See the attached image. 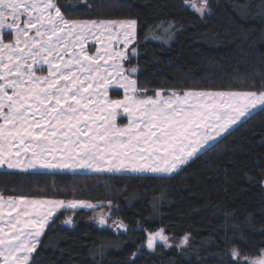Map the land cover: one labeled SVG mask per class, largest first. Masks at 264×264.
<instances>
[{
  "label": "snow or ice",
  "instance_id": "6c2138e0",
  "mask_svg": "<svg viewBox=\"0 0 264 264\" xmlns=\"http://www.w3.org/2000/svg\"><path fill=\"white\" fill-rule=\"evenodd\" d=\"M184 3L201 17L212 10L209 0ZM258 7L264 14V0ZM250 8L242 5V14H250ZM138 27L136 18H67L58 0H0V169L168 177L246 122L254 110L264 109V90L161 88L148 94L135 78L137 67L125 65L138 55L135 47L129 48ZM177 27L175 21H161L148 32L168 44ZM5 30L11 39L5 40ZM114 89L121 90L118 98L111 95ZM124 114L127 120L121 122ZM161 199L163 193L152 206ZM101 206L83 199L0 192V264H31L61 210L75 214ZM93 219L101 227L128 230L122 220L109 225L103 213ZM62 223L72 225L73 216ZM170 241L164 227L146 233L149 250L158 244L170 248ZM189 242L190 233L177 247ZM106 245L102 242L90 253L103 258ZM240 255L231 249L232 258ZM243 260L264 264V249Z\"/></svg>",
  "mask_w": 264,
  "mask_h": 264
},
{
  "label": "trees",
  "instance_id": "16d2710c",
  "mask_svg": "<svg viewBox=\"0 0 264 264\" xmlns=\"http://www.w3.org/2000/svg\"><path fill=\"white\" fill-rule=\"evenodd\" d=\"M260 2L209 0L212 10L201 17L184 0H58L72 19H138L131 46L138 55L125 63L137 67L135 77L148 94L161 88L264 90ZM245 4L248 15L241 12ZM169 20L178 26L170 43L147 38L149 28ZM262 173L264 109H258L172 176L0 169V192L91 200L128 225L116 231L92 221L95 209L61 210L31 264H249L243 257L264 249ZM68 216L72 225L62 223ZM160 227L174 237L190 233L198 251L162 244L147 249V231ZM102 242L104 256L94 258L90 249ZM233 247L240 257H231Z\"/></svg>",
  "mask_w": 264,
  "mask_h": 264
},
{
  "label": "rangeland",
  "instance_id": "374dc122",
  "mask_svg": "<svg viewBox=\"0 0 264 264\" xmlns=\"http://www.w3.org/2000/svg\"><path fill=\"white\" fill-rule=\"evenodd\" d=\"M196 2H197V4H199L200 2H201V0H196ZM191 7V6H190ZM191 9H193V8H191ZM194 10V9H193ZM210 12H206L204 15H206V14H209ZM66 16V15H65ZM68 18V17H67ZM107 19H115V18H107ZM119 19H124V18H119ZM126 19H131V18H126ZM87 20V19H86ZM10 22V21H9ZM162 32V29L160 30V28H158V30L156 31V34H160ZM5 40H9V39H11V33L10 32H8L7 30H5ZM147 38H149V39H153L152 38V35H151V33H149L148 32V34H147ZM155 40V39H154ZM133 44H131V45H129V48H131V46H132ZM114 47H115V45H114ZM120 47H123V45H120ZM88 50H89V53L91 54V53H93L94 51H95V49H94V47H92V43L90 42L89 43V45H88ZM125 65H126V63H125ZM126 67H128L127 65H126ZM136 78V77H135ZM196 90H199V89H196ZM111 95H112V97L113 98H118L120 95H121V90H119V89H114L112 92H111ZM259 109V108H258ZM258 109H256V110H258ZM256 110H254V112L256 111ZM121 122H126V120H127V114H124V115H122L121 116ZM235 127V126H234ZM219 139V138H218ZM184 166V165H183ZM182 166V167H183ZM8 170V169H7ZM36 170H45V169H36ZM48 171H60V170H48ZM64 171H68V170H64ZM71 172V171H70ZM77 172H89V171H77ZM123 174H133V173H123ZM39 198V197H38ZM53 199H64V198H53ZM64 200H70V199H64ZM91 201V200H90ZM94 204H101V203H98V202H94V201H92ZM97 213H103L105 216H106V218L108 219V224L109 225H111L112 223H113V221H116V220H120L119 218H117V217H115L112 213H111V209L110 208H96L95 210H94V215L92 216V221L94 222V223H96L95 222V220L93 219V217L97 214ZM166 234H168L167 232H166ZM169 236H170V238H171V244L172 245H175V246H177V244L179 243V240L182 238V237H174V236H172V235H170V234H168ZM159 245V244H158ZM157 245V246H158ZM145 246H146V243H145ZM147 248V247H146ZM181 249H184V250H190V251H198V246L195 244V243H193L192 242V240L190 239V242H189V244L188 245H186V246H184L183 248H181ZM256 256H258V255H256ZM255 257V256H254Z\"/></svg>",
  "mask_w": 264,
  "mask_h": 264
},
{
  "label": "water",
  "instance_id": "95a60500",
  "mask_svg": "<svg viewBox=\"0 0 264 264\" xmlns=\"http://www.w3.org/2000/svg\"><path fill=\"white\" fill-rule=\"evenodd\" d=\"M104 227H106V226H104Z\"/></svg>",
  "mask_w": 264,
  "mask_h": 264
}]
</instances>
